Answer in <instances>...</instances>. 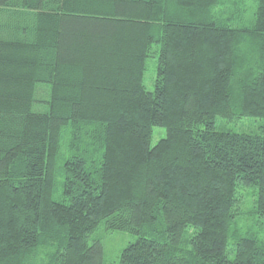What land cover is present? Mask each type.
I'll use <instances>...</instances> for the list:
<instances>
[{"label":"trees","instance_id":"1","mask_svg":"<svg viewBox=\"0 0 264 264\" xmlns=\"http://www.w3.org/2000/svg\"><path fill=\"white\" fill-rule=\"evenodd\" d=\"M101 224L116 264H264V0H0V264H105Z\"/></svg>","mask_w":264,"mask_h":264},{"label":"rangeland","instance_id":"2","mask_svg":"<svg viewBox=\"0 0 264 264\" xmlns=\"http://www.w3.org/2000/svg\"><path fill=\"white\" fill-rule=\"evenodd\" d=\"M157 56H153L149 60V67L146 73L145 83L149 90L154 89V79L157 73ZM260 118L256 117H241L233 120L218 119V128H225L239 132H254L261 123ZM167 130L164 127L155 126L154 133L151 139V144L155 145L161 138L165 137ZM251 191V190H249ZM245 202L242 204V210L248 209L252 205V196L250 193L245 195ZM242 224H245L243 222ZM263 229H264V225ZM264 232V230H263ZM92 238H100L104 248V263L116 264L120 261V256L125 247L137 239V235L124 230H111L101 224L92 235ZM92 242V241H91Z\"/></svg>","mask_w":264,"mask_h":264}]
</instances>
